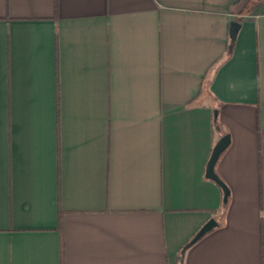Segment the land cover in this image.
Listing matches in <instances>:
<instances>
[{
  "label": "crops",
  "instance_id": "1",
  "mask_svg": "<svg viewBox=\"0 0 264 264\" xmlns=\"http://www.w3.org/2000/svg\"><path fill=\"white\" fill-rule=\"evenodd\" d=\"M0 264H264V0H0Z\"/></svg>",
  "mask_w": 264,
  "mask_h": 264
},
{
  "label": "water",
  "instance_id": "2",
  "mask_svg": "<svg viewBox=\"0 0 264 264\" xmlns=\"http://www.w3.org/2000/svg\"><path fill=\"white\" fill-rule=\"evenodd\" d=\"M240 27V24L237 21H231L229 26V36L231 38V41L234 40L237 31ZM229 135L225 134L222 135L219 140L215 143V145L212 148L211 154L209 156V159L206 164L205 169V176L211 180H213L217 185H219L224 193V200L226 199L228 195V188L223 183V181L219 178V176L215 172V164L220 156V154L225 150V148L229 144ZM215 225V220L210 219L207 221L195 234V236L190 241V244L197 241L201 236H203L208 230H210Z\"/></svg>",
  "mask_w": 264,
  "mask_h": 264
},
{
  "label": "trees",
  "instance_id": "3",
  "mask_svg": "<svg viewBox=\"0 0 264 264\" xmlns=\"http://www.w3.org/2000/svg\"><path fill=\"white\" fill-rule=\"evenodd\" d=\"M232 45L229 46V50L231 49Z\"/></svg>",
  "mask_w": 264,
  "mask_h": 264
}]
</instances>
